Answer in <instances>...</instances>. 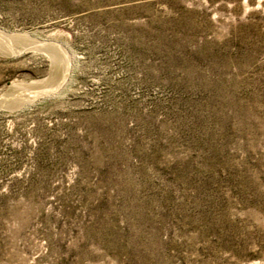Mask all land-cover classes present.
<instances>
[{
    "label": "rangeland",
    "instance_id": "obj_1",
    "mask_svg": "<svg viewBox=\"0 0 264 264\" xmlns=\"http://www.w3.org/2000/svg\"><path fill=\"white\" fill-rule=\"evenodd\" d=\"M0 264H264V0H0Z\"/></svg>",
    "mask_w": 264,
    "mask_h": 264
},
{
    "label": "bare ground",
    "instance_id": "obj_2",
    "mask_svg": "<svg viewBox=\"0 0 264 264\" xmlns=\"http://www.w3.org/2000/svg\"><path fill=\"white\" fill-rule=\"evenodd\" d=\"M9 34H10V33H9ZM6 35H7V34H6ZM13 35H14V34H13ZM13 35H12V36H13ZM8 36H9V35H8ZM12 36H9V37H12ZM28 37H30V36H28ZM23 38H24V37H23ZM15 39H16V38H15Z\"/></svg>",
    "mask_w": 264,
    "mask_h": 264
}]
</instances>
